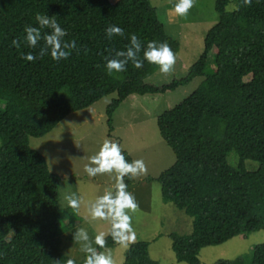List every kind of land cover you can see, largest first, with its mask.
I'll list each match as a JSON object with an SVG mask.
<instances>
[{
	"label": "trees",
	"instance_id": "16d2710c",
	"mask_svg": "<svg viewBox=\"0 0 264 264\" xmlns=\"http://www.w3.org/2000/svg\"><path fill=\"white\" fill-rule=\"evenodd\" d=\"M231 1L241 3L214 0L219 17L198 61L183 76L156 85L146 79L157 65L144 60L135 68L129 62L126 71L109 75L104 60L125 49L130 34L141 40V59L152 40L167 42L176 55L179 42L165 31L150 0H0V264L84 261L64 253L61 236L76 232L77 212L61 209V177L30 146L31 138L46 136L69 115L117 93L106 110L111 136L114 115L129 96L164 93L196 77L201 83L157 118L159 134L175 156L157 178L162 199L193 219L190 235L169 236L171 249L177 261L201 264L204 247L264 230V0L229 13ZM37 13L53 16L66 31L64 41L76 42L67 59L22 58L43 46L40 41L31 48L23 40L26 25L38 27ZM109 24L125 35L109 39ZM17 38L20 48L12 44ZM232 150L235 165L226 159ZM248 160L259 169L248 171ZM124 182L129 191L133 178L125 176ZM105 239L108 249L119 243L110 234ZM123 264L160 263L151 258L149 243L136 242ZM215 264H264V243L251 255Z\"/></svg>",
	"mask_w": 264,
	"mask_h": 264
},
{
	"label": "rangeland",
	"instance_id": "374dc122",
	"mask_svg": "<svg viewBox=\"0 0 264 264\" xmlns=\"http://www.w3.org/2000/svg\"><path fill=\"white\" fill-rule=\"evenodd\" d=\"M110 1L115 3L117 0ZM150 2L156 9L165 31L179 42L172 72L162 74L158 69L146 79L149 83L160 85L183 76L188 68L198 61L204 51L205 35L218 20L219 14L214 9V0H196L187 17L175 14V0H172V3H169V0ZM214 54L213 51L209 54V64ZM202 79L196 77L190 83L164 93L129 96L114 115V130L111 136L106 110L112 99L117 97V93L103 96L90 108L69 115L46 136L31 138L30 146L41 152L49 169L61 177V209L71 208L65 199L67 195L75 194L80 200V206L76 209L80 218L77 228L87 230L93 247H97L94 243L95 236L103 232L107 234L106 238L111 225L107 220L93 219L88 212V203L106 191H114L115 174L89 176L84 171V165L88 163V158L98 151L103 141L109 140L128 152L133 160H143L147 168L146 173L132 177L133 186L130 193L138 204L137 211L133 213L126 210L132 218L136 242L149 243L151 258L160 264H186L176 260L169 236L190 235L193 231V219L174 205L164 203L162 199L161 184L157 178L174 163L175 156L159 134L157 118L190 94ZM226 159L230 165L237 164L236 151L229 152ZM245 167L254 172L259 169L260 164L248 160ZM72 233V230H69L61 236L64 253L79 261L84 260L86 254L80 250V243L73 240ZM262 243L264 230L246 236H235L224 244L204 247L199 253L201 264H215L220 259L233 260L239 256L251 255L254 247ZM72 246L76 247L73 249L75 253L71 251ZM129 246L118 243L111 249L115 264H123ZM69 251L71 254H68Z\"/></svg>",
	"mask_w": 264,
	"mask_h": 264
},
{
	"label": "clouds",
	"instance_id": "9594fccd",
	"mask_svg": "<svg viewBox=\"0 0 264 264\" xmlns=\"http://www.w3.org/2000/svg\"><path fill=\"white\" fill-rule=\"evenodd\" d=\"M172 3V0H169ZM196 0H175L173 10L177 16L187 17L189 11L195 6ZM252 0H241L239 4H229L225 11H239L241 5L250 6ZM35 20L38 27L26 25L24 27V42L31 48H36L40 41L43 46L39 53H22V58L27 61H35L42 59L45 55H50L55 61L67 59L71 54V50L77 48L75 41H64L66 31L57 23L53 16L37 13ZM42 29H50V32L42 33ZM105 35L111 39L114 35L123 37L124 29L113 24H109L105 29ZM12 44L20 48L21 41L19 38L13 39ZM142 44L141 40L135 35L130 34L129 44L123 50H116L114 55L105 56V68L109 75L113 72L120 73L126 71L129 62L135 68L143 67L144 60L157 65L162 74L172 72L176 57L167 42H159L156 40L148 41L143 47V59H141ZM84 171L89 176L109 173L115 174L114 191H106L103 195L98 196L94 201L88 203V212L93 219H103L109 221L111 228L110 234L114 241L122 243L125 247L136 242V234L132 228V218L128 214L136 212L138 204L135 197L127 191V185L124 177H137L146 173L147 168L143 160L135 159L128 162L122 154L120 146L112 141L104 140L99 146L98 151L88 158V163L84 165ZM68 205L73 209H78L80 200L75 194L65 197ZM105 233H99L94 238V243L99 248L104 249L98 251L97 247H93V241L89 237L88 232L84 228H78L73 234V240L80 243L81 251L84 252L85 259L83 264H115L111 249L105 247ZM57 264L59 262L57 261ZM66 264H75V261L68 259Z\"/></svg>",
	"mask_w": 264,
	"mask_h": 264
},
{
	"label": "crops",
	"instance_id": "0c3cea01",
	"mask_svg": "<svg viewBox=\"0 0 264 264\" xmlns=\"http://www.w3.org/2000/svg\"><path fill=\"white\" fill-rule=\"evenodd\" d=\"M131 188H132V187H131ZM131 188H130V189H131ZM129 192H130V190H129ZM71 208H72V207H71ZM75 210H76V209H75ZM76 212H77V211H76ZM77 217H78V221H77L76 225L78 226V225H79V222H80V218H79V215H77ZM76 225H75V226H76ZM77 229H78V228H77ZM73 249H76V247H73V246L71 247V251H72L73 253H75V251H74ZM71 251H69L68 254H71Z\"/></svg>",
	"mask_w": 264,
	"mask_h": 264
}]
</instances>
